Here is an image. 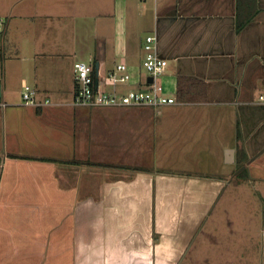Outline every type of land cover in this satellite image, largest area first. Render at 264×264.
<instances>
[{
    "label": "crops",
    "instance_id": "1",
    "mask_svg": "<svg viewBox=\"0 0 264 264\" xmlns=\"http://www.w3.org/2000/svg\"><path fill=\"white\" fill-rule=\"evenodd\" d=\"M0 20V264H136L150 200L128 192L156 181L130 173L165 170L180 144L223 182L247 169L239 185L264 191V0H0ZM148 36L174 104L74 103L76 62L101 91H148ZM119 64L130 81L115 88ZM259 253L264 264V241Z\"/></svg>",
    "mask_w": 264,
    "mask_h": 264
},
{
    "label": "rangeland",
    "instance_id": "2",
    "mask_svg": "<svg viewBox=\"0 0 264 264\" xmlns=\"http://www.w3.org/2000/svg\"><path fill=\"white\" fill-rule=\"evenodd\" d=\"M180 145L183 152H171L175 159L170 158L169 166H160L165 170L130 173L137 184L140 175L156 181L151 189L133 187L128 192L129 198H140L144 193L150 200L143 208L148 219L144 226L149 228V250L133 259L135 263L260 264V242L264 241L259 233V217L264 216L262 188L239 185L237 178L231 185L223 182L226 174L206 167L205 152L196 151L189 142ZM194 145L197 148L200 143ZM99 261L98 256H86L87 264ZM78 264L82 263L78 260Z\"/></svg>",
    "mask_w": 264,
    "mask_h": 264
},
{
    "label": "built area",
    "instance_id": "3",
    "mask_svg": "<svg viewBox=\"0 0 264 264\" xmlns=\"http://www.w3.org/2000/svg\"><path fill=\"white\" fill-rule=\"evenodd\" d=\"M2 22L0 20V32ZM157 38L148 36L144 44L145 59L142 67L152 79L148 85V91H129L125 96H120L116 90L113 93L101 91L96 86L94 78V67L84 62L74 64V80L76 92L74 103L87 107H124V106H148L161 107L172 105L175 98L167 97L164 88L160 83L168 68V61L161 58L157 51ZM110 83L116 88L119 84H126L130 81L128 68L125 64H119L115 70L109 74ZM36 90L30 86H25L22 97L27 104H36ZM260 101L264 103V96H260Z\"/></svg>",
    "mask_w": 264,
    "mask_h": 264
},
{
    "label": "trees",
    "instance_id": "4",
    "mask_svg": "<svg viewBox=\"0 0 264 264\" xmlns=\"http://www.w3.org/2000/svg\"><path fill=\"white\" fill-rule=\"evenodd\" d=\"M94 78H95V69H94ZM182 82H183V77H182V79H180V81H179V85H180V87H181V85H182ZM245 161H246V160H245ZM246 174H247V169H246V170H243V171L237 176V178L244 177V176H246Z\"/></svg>",
    "mask_w": 264,
    "mask_h": 264
},
{
    "label": "water",
    "instance_id": "5",
    "mask_svg": "<svg viewBox=\"0 0 264 264\" xmlns=\"http://www.w3.org/2000/svg\"><path fill=\"white\" fill-rule=\"evenodd\" d=\"M96 69H97V71H98V69H99V65H98V64H97V66H96ZM149 82L152 83V79H150ZM0 96H1V85H0ZM243 169H244V168H243Z\"/></svg>",
    "mask_w": 264,
    "mask_h": 264
}]
</instances>
